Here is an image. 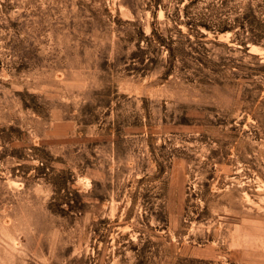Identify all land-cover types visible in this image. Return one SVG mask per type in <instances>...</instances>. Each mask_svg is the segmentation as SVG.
<instances>
[{"label": "rangeland", "instance_id": "rangeland-1", "mask_svg": "<svg viewBox=\"0 0 264 264\" xmlns=\"http://www.w3.org/2000/svg\"><path fill=\"white\" fill-rule=\"evenodd\" d=\"M0 264H264V0H0Z\"/></svg>", "mask_w": 264, "mask_h": 264}]
</instances>
